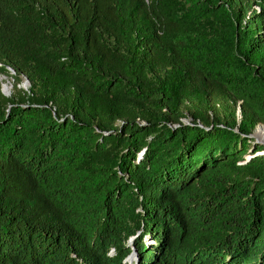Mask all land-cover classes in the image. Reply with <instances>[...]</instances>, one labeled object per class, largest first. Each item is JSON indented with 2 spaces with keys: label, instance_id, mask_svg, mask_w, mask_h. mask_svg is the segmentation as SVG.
I'll use <instances>...</instances> for the list:
<instances>
[{
  "label": "trees",
  "instance_id": "trees-1",
  "mask_svg": "<svg viewBox=\"0 0 264 264\" xmlns=\"http://www.w3.org/2000/svg\"><path fill=\"white\" fill-rule=\"evenodd\" d=\"M0 65V264H264V0H0Z\"/></svg>",
  "mask_w": 264,
  "mask_h": 264
},
{
  "label": "rangeland",
  "instance_id": "rangeland-1",
  "mask_svg": "<svg viewBox=\"0 0 264 264\" xmlns=\"http://www.w3.org/2000/svg\"><path fill=\"white\" fill-rule=\"evenodd\" d=\"M146 1L149 2V0H146ZM0 69H1V65H0ZM6 70H7L6 74H3L0 71V92L3 95V97H5V98L11 97L14 94V87L19 89L18 91H23L24 93H28L29 89L31 87V84L28 81V79L25 78L24 76H21L20 80L18 82H16V80L14 79L15 73L10 68H6ZM6 85L9 86V89H7V90L4 87ZM239 114H240V110L238 107L237 108V116L238 117H239ZM189 121H191V118L189 116L183 119L184 123H188ZM255 142L264 146V142L261 139H257V140H255ZM248 157H249V155L246 154L244 159H247ZM133 261H136V260H133ZM133 261H127V264H131V262H133Z\"/></svg>",
  "mask_w": 264,
  "mask_h": 264
},
{
  "label": "water",
  "instance_id": "water-1",
  "mask_svg": "<svg viewBox=\"0 0 264 264\" xmlns=\"http://www.w3.org/2000/svg\"><path fill=\"white\" fill-rule=\"evenodd\" d=\"M259 126H261V127H263L264 128V126H262V125H259ZM257 129H258V126H257V128L255 129V131H254V133H253V135H251L250 136V138H252V139H254V140H257V138L255 137V132L257 131ZM260 154V153H259ZM261 155V154H260ZM134 238V237H133ZM133 238H131L130 240H129V244H131L132 243V241H133ZM136 259V256H135V252L134 253H132V254H130L127 258H126V262L127 261H133V260H135Z\"/></svg>",
  "mask_w": 264,
  "mask_h": 264
},
{
  "label": "bare ground",
  "instance_id": "bare-ground-1",
  "mask_svg": "<svg viewBox=\"0 0 264 264\" xmlns=\"http://www.w3.org/2000/svg\"><path fill=\"white\" fill-rule=\"evenodd\" d=\"M5 87V89L7 90V89H9V86L8 85H6V86H4ZM255 137L257 138V139H261V140H263V142H264V128L263 127H261V126H258V129H257V131L255 132ZM264 152V151H263ZM260 154H262V153H260Z\"/></svg>",
  "mask_w": 264,
  "mask_h": 264
}]
</instances>
